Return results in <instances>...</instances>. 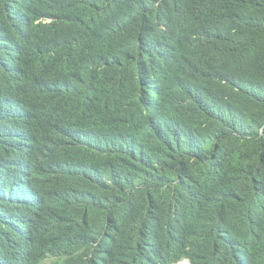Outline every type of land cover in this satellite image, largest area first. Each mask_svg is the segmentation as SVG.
Here are the masks:
<instances>
[{
  "label": "trees",
  "instance_id": "16d2710c",
  "mask_svg": "<svg viewBox=\"0 0 264 264\" xmlns=\"http://www.w3.org/2000/svg\"><path fill=\"white\" fill-rule=\"evenodd\" d=\"M28 107L60 135L25 171L0 141V251L264 264V0H0V130Z\"/></svg>",
  "mask_w": 264,
  "mask_h": 264
},
{
  "label": "clouds",
  "instance_id": "9594fccd",
  "mask_svg": "<svg viewBox=\"0 0 264 264\" xmlns=\"http://www.w3.org/2000/svg\"><path fill=\"white\" fill-rule=\"evenodd\" d=\"M57 88L50 84L40 83L38 90H56ZM27 115V126L19 127L17 125H10L3 127L0 130V141L3 144V154L1 155L7 161L17 163L24 171L29 164L38 168H45L54 158L56 143L60 135V125L46 124L42 126L34 120L32 112L28 107L26 109ZM89 140V137L86 138ZM80 164L78 161L72 164H64L59 170L70 171V174L81 173L79 172ZM45 174L44 170L40 172V177ZM8 177L4 168L3 179L1 185L8 187ZM4 188V189H5ZM3 189V190H4ZM40 214L34 216L31 220L38 218ZM4 226L8 231L13 233L15 230H20V217H17L14 212V207L6 209L3 213ZM10 223V225L8 224ZM9 225V227H8ZM8 227V228H7ZM24 248L21 250L20 247L15 243L7 250L0 251V264H20L22 261L21 257H24L30 264H48L47 261L37 263L36 256L32 255L30 249L24 240L20 244ZM26 247V248H25ZM171 264H185L182 258L172 262Z\"/></svg>",
  "mask_w": 264,
  "mask_h": 264
}]
</instances>
